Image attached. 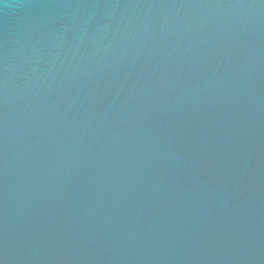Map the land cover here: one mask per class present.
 <instances>
[{
  "label": "water",
  "instance_id": "1",
  "mask_svg": "<svg viewBox=\"0 0 264 264\" xmlns=\"http://www.w3.org/2000/svg\"><path fill=\"white\" fill-rule=\"evenodd\" d=\"M0 264H264V0H0Z\"/></svg>",
  "mask_w": 264,
  "mask_h": 264
}]
</instances>
